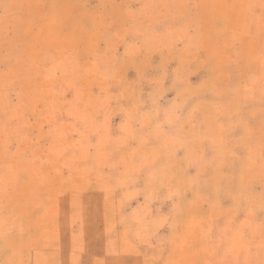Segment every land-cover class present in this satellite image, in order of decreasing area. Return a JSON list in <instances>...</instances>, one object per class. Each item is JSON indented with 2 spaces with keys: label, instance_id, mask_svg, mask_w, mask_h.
Segmentation results:
<instances>
[{
  "label": "rangeland",
  "instance_id": "1",
  "mask_svg": "<svg viewBox=\"0 0 264 264\" xmlns=\"http://www.w3.org/2000/svg\"><path fill=\"white\" fill-rule=\"evenodd\" d=\"M0 264H264V0H0Z\"/></svg>",
  "mask_w": 264,
  "mask_h": 264
}]
</instances>
